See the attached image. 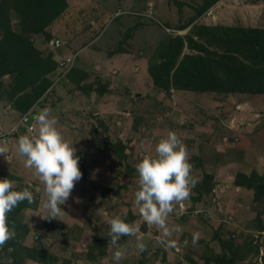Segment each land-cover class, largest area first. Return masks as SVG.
<instances>
[{
    "label": "rangeland",
    "instance_id": "1",
    "mask_svg": "<svg viewBox=\"0 0 264 264\" xmlns=\"http://www.w3.org/2000/svg\"><path fill=\"white\" fill-rule=\"evenodd\" d=\"M65 1L60 15L36 34L17 0H0L11 24L26 31L53 68L17 97L12 96L15 73L0 76L6 97L0 100V147L6 149L0 154V178L33 194V203L17 205L23 209L14 218L24 228L12 227V237L0 246V264H114L106 223L114 216L137 229L135 235L121 236L119 264H203L202 257L217 264L226 254L236 264H264V193L236 180L238 175L242 181L256 175L264 180V94L184 87L165 92L151 69L168 54L171 40L185 34L182 27L264 28V0H218L195 20L196 7L205 0ZM42 90L47 93L30 112L48 108L50 118L57 115L55 126L75 147L82 173L52 219L44 207L43 185L25 166L17 144L20 135L38 132L37 121L33 129L25 128L23 110ZM170 130L185 145L197 181L166 219L169 229H182L169 237L174 247L157 243L162 230L146 224L134 204L135 164L145 154L154 155L156 143ZM200 187L208 189L202 198ZM193 233L198 234L195 244ZM136 235L142 237V251ZM36 249L47 251L48 260L29 256Z\"/></svg>",
    "mask_w": 264,
    "mask_h": 264
},
{
    "label": "trees",
    "instance_id": "2",
    "mask_svg": "<svg viewBox=\"0 0 264 264\" xmlns=\"http://www.w3.org/2000/svg\"><path fill=\"white\" fill-rule=\"evenodd\" d=\"M17 1V7L26 10V22L36 34L43 33L46 26L60 15L66 5L65 0ZM217 1L205 0L202 5L196 7L193 19H197ZM6 11L7 5L2 3L0 12L1 14L4 12L2 14L4 37L0 42V76L5 72L15 73L12 96L17 97L16 95L37 84L40 76L43 79L42 75L48 74L53 68L48 65L51 62L50 58L46 60L42 52L30 43L26 31L20 29L19 25L11 24ZM182 29L185 34L178 33L166 46L165 50L168 54H161V60L157 58L154 61L155 64L151 69L157 87L165 92H169L172 88L184 87L199 92L264 94V28L195 24L190 30L184 31V27ZM188 32H192L194 36L188 35ZM186 47L193 52H185ZM16 58L17 64L13 62ZM24 70L30 71L33 75H26ZM30 77L31 81L28 80ZM1 89L0 87V100L6 99ZM44 90L38 92L36 97H40ZM25 96L29 98V94ZM25 96L23 100L29 101ZM32 103L29 101L23 112L27 111ZM240 178L242 176L238 175L236 179L239 184L246 182L247 186L257 190L258 195L264 193V180L261 176L245 177L243 181ZM207 191L206 187H200V198ZM21 209L23 205L15 207L7 214L12 227L24 228V225L16 223L14 218ZM28 254L40 261L49 258L47 251L41 249H36L35 253L30 250ZM202 259L203 264H208L207 258L202 257ZM217 264L236 263L231 254H226L217 259Z\"/></svg>",
    "mask_w": 264,
    "mask_h": 264
},
{
    "label": "clouds",
    "instance_id": "3",
    "mask_svg": "<svg viewBox=\"0 0 264 264\" xmlns=\"http://www.w3.org/2000/svg\"><path fill=\"white\" fill-rule=\"evenodd\" d=\"M38 122L36 135H20L17 140L18 152L25 157L26 167L34 169V175L43 185L46 195L44 207L47 218H55L71 194L75 182L81 176L80 157L72 143L67 141L57 129L56 121L49 116V109H42L34 116ZM6 149L0 147V154ZM153 154H145L135 164L139 189L134 194V204L143 221L156 225L162 230L163 239H157L166 247H174L175 241L169 239L173 232L181 231L176 225L169 229L166 225L168 214L174 204H180L189 196V185L197 181L191 175L192 165L187 159L186 147L175 131H168L166 136L158 140ZM15 182L8 178H0V246H3L13 235L7 214L21 201L33 203V194L28 188L18 189ZM45 218V217H43ZM108 244L114 248L112 259L119 264L122 252L118 242L122 235H135L137 229L125 218L114 216L107 220ZM198 234H192L195 244ZM142 237L136 235V247L143 250ZM187 243V241H185Z\"/></svg>",
    "mask_w": 264,
    "mask_h": 264
},
{
    "label": "crops",
    "instance_id": "4",
    "mask_svg": "<svg viewBox=\"0 0 264 264\" xmlns=\"http://www.w3.org/2000/svg\"><path fill=\"white\" fill-rule=\"evenodd\" d=\"M46 93H47V92H46ZM46 93H45V94H46ZM45 94L43 93V94L41 95V97L38 98V99H36V100L34 101L35 103H32V104L30 105L29 109H28L27 111L24 112V114H26V116L23 117V124H24L25 128L29 129V126H27V125L24 123V119H25L26 117H28L29 115H31V114H35V115L38 114L36 111H34V112H30V111H31V109H33V108H37V107L39 106V104H40L39 99L42 100V97H44ZM33 104H34V106H32ZM28 112H29V113H28ZM0 114H1V110H0ZM56 116H57V115H52L53 119H54ZM34 121H35V120L33 119V123H32L33 125H34ZM0 128H2V122H0Z\"/></svg>",
    "mask_w": 264,
    "mask_h": 264
},
{
    "label": "water",
    "instance_id": "5",
    "mask_svg": "<svg viewBox=\"0 0 264 264\" xmlns=\"http://www.w3.org/2000/svg\"><path fill=\"white\" fill-rule=\"evenodd\" d=\"M34 116H35V114H31V115H29L28 117H26L25 119H24V123L27 125V126H32L33 124V119H34Z\"/></svg>",
    "mask_w": 264,
    "mask_h": 264
},
{
    "label": "built area",
    "instance_id": "6",
    "mask_svg": "<svg viewBox=\"0 0 264 264\" xmlns=\"http://www.w3.org/2000/svg\"><path fill=\"white\" fill-rule=\"evenodd\" d=\"M67 62H68V63H72V59L68 58V59H67ZM29 129H33V125H32V126H29Z\"/></svg>",
    "mask_w": 264,
    "mask_h": 264
}]
</instances>
